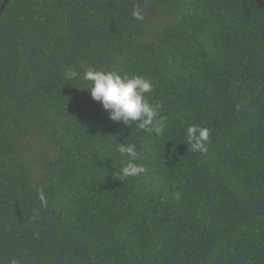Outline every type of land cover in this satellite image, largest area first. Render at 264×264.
<instances>
[{
  "label": "trees",
  "instance_id": "16d2710c",
  "mask_svg": "<svg viewBox=\"0 0 264 264\" xmlns=\"http://www.w3.org/2000/svg\"><path fill=\"white\" fill-rule=\"evenodd\" d=\"M82 66L150 79L163 135L110 121L65 80ZM193 125L210 130L207 152L188 146ZM116 142L147 171L122 177ZM12 259L264 264V0H9L0 264Z\"/></svg>",
  "mask_w": 264,
  "mask_h": 264
},
{
  "label": "clouds",
  "instance_id": "9594fccd",
  "mask_svg": "<svg viewBox=\"0 0 264 264\" xmlns=\"http://www.w3.org/2000/svg\"><path fill=\"white\" fill-rule=\"evenodd\" d=\"M133 16L137 20L144 19L138 9L133 11ZM82 68V72L68 68L64 73L65 80L83 81L87 86L82 90H87L90 98L102 106L110 121L128 127L135 124L144 132L163 135L167 128V117L161 115L160 104H152L146 98V94L154 90L150 79L142 75L129 77L116 71H98L91 66ZM209 137L210 130L206 127L193 125L187 129V144L193 152H207ZM117 148L120 156L127 158L120 169L122 177H139L147 171L143 163H138L141 157L133 143H117ZM39 199L43 205L47 204L42 190H39ZM10 264H20V261L12 259Z\"/></svg>",
  "mask_w": 264,
  "mask_h": 264
},
{
  "label": "water",
  "instance_id": "95a60500",
  "mask_svg": "<svg viewBox=\"0 0 264 264\" xmlns=\"http://www.w3.org/2000/svg\"><path fill=\"white\" fill-rule=\"evenodd\" d=\"M8 2H9V0H3L2 4L0 5V15H1L2 11L4 10V8Z\"/></svg>",
  "mask_w": 264,
  "mask_h": 264
}]
</instances>
